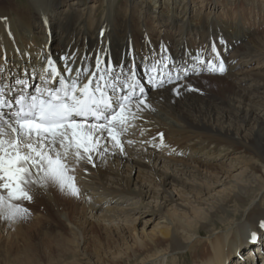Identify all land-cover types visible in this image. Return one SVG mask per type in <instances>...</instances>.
<instances>
[{
  "label": "bare ground",
  "instance_id": "6f19581e",
  "mask_svg": "<svg viewBox=\"0 0 264 264\" xmlns=\"http://www.w3.org/2000/svg\"><path fill=\"white\" fill-rule=\"evenodd\" d=\"M30 1L0 0V83L11 95L18 79L34 91L30 82L48 59L61 72L102 61L101 69L136 73L149 107L122 135L123 154L108 143L93 155L95 167L69 158L79 196L34 183L30 201L13 202L25 218L0 213V264H100L105 249H118L124 264L119 246L129 236L113 240L124 225L131 234L153 227L147 241L135 238L137 250L127 245L125 264H175L201 230L208 237L195 264H264V0ZM209 63H222L224 74ZM154 110L159 119L150 122ZM42 175L34 169L29 179ZM231 206L237 217L212 232ZM87 222L99 233L94 252L82 245Z\"/></svg>",
  "mask_w": 264,
  "mask_h": 264
},
{
  "label": "snow or ice",
  "instance_id": "6c2138e0",
  "mask_svg": "<svg viewBox=\"0 0 264 264\" xmlns=\"http://www.w3.org/2000/svg\"><path fill=\"white\" fill-rule=\"evenodd\" d=\"M102 63L93 70H74L66 64L61 72L48 59L43 75L37 74L40 85L26 92L30 86L18 79L15 83L21 87L15 96L12 88L0 83V190L7 193L0 195V213L4 219L26 217L28 210L12 201H30L26 190L30 184L45 189L53 185L79 196L75 177L68 174L74 171L67 163L70 157L77 164L95 167L93 155L107 153L108 143L123 154L122 135L149 105L136 73L101 69ZM208 70L225 71L222 63H209ZM167 82H173L171 77ZM34 169L43 173L38 181L29 179Z\"/></svg>",
  "mask_w": 264,
  "mask_h": 264
},
{
  "label": "rangeland",
  "instance_id": "374dc122",
  "mask_svg": "<svg viewBox=\"0 0 264 264\" xmlns=\"http://www.w3.org/2000/svg\"><path fill=\"white\" fill-rule=\"evenodd\" d=\"M6 1V3H5V5L7 6V5H9V4H11V7H12V5H14V2H15V4L18 6V7H25V6H33V4H31L32 2L30 1V0H5ZM14 1V2H13ZM121 0H118V3L120 2ZM31 2V3H30ZM34 10H35V7H34ZM101 10H103V8L102 9H100L99 11H101ZM108 10V8H104V10L102 11V12H105V11H107ZM98 11V12H99ZM97 12V13H98ZM96 13V14H97ZM100 16L102 15V13H100L99 14ZM85 18V15L84 14H80V16H79V19L80 20H83ZM261 33H264V30H262V31H260V34ZM49 42H51V41H49ZM47 46H48V44H47ZM35 55H38L36 52L34 53ZM21 65L18 67V70H19V72H13L14 74H15V76H17V75H19V74H21L22 73V71L25 69V66H24V63H20ZM25 64H27L26 62H25ZM141 66H142V64H141ZM263 68H264V65H263ZM263 68L261 69V70H263ZM139 69H141V68H139ZM20 70H21V72H20ZM40 73V71L38 70H36V72H35V75H36V77L33 79V81H32V87L34 88V90H35V88L37 87V81L39 80V79H37V74H39ZM217 74H219V75H223L224 73H221V72H218ZM206 86H208V85H206ZM214 87V86H213ZM209 88V89H208ZM208 90L210 91L211 90V88H210V86H208ZM215 89H216V87H214ZM206 89V90H207ZM259 91H264L262 88H260V89H258ZM211 92L212 93H214V94H216V92L215 91H213V90H211ZM254 93L256 92V89H254V91H253ZM248 95H249V93H247ZM155 113H156V110H154V119H150V122H153V121H158V117H157V115H155ZM158 115L159 114H161V112H159L158 111V113H157ZM164 115V114H163ZM150 118V117H149ZM137 127V126H136ZM137 128H139V125H138V127ZM242 159V158H241ZM69 175H72L71 173H68ZM28 186V189H31L30 188V186L29 185H27ZM0 191H2V190H0ZM0 193H2V192H0ZM59 194V193H58ZM61 201H62V203H67V202H65L63 199H61ZM12 202H15V201H12ZM80 206H82V204L80 205ZM70 210V209H69ZM80 210H82V208L80 209ZM79 210V211H80ZM237 213H238V209L237 208H235L234 206H231L230 207V209H229V211H228V213L225 215V216H223V217H221V219L218 221V222H216V223H211L210 224V228H212V232H216V231H219L221 228H223V229H227V227L230 225V223H231V220L233 219V218H236L237 217ZM82 214H84V213H79V214H77V216H81V217H83V215ZM224 218H226V219H224ZM67 224H68V221H67ZM228 224V225H227ZM85 233H84V238L82 239V245L84 246V247H86L87 248V246H90L91 247V249H92V247H93V249L98 245V239H100L99 238V233L97 232V228H96V226L95 225H93V223H91V222H87V223H85ZM130 227V229H131V231H132V228H133V226L132 225H124L123 227H122V229H123V232H122V234H120L119 232H117L116 234H119V235H117V236H115V238L113 239L114 241H116L117 242V244L119 245V243H120V241L121 240H119V238L121 237V236H124V233L126 232V235L127 236H129L128 238H129V243H122L121 244V246H119L121 249H123V257H122V261H123V259H125L124 260V262L126 263V260L129 258L127 255H128V253H129V250L128 249H126L127 248V245H129V246H132L131 247V249H135V250H137V244L135 243V238H139V239H141V240H143V239H145V240H143V241H147V234H150L151 235V233L153 232V227L152 226H149L148 228H147V230H146V232H142L141 231V225H140V227H138V229L136 230V231H138V232H136V231H134L133 232V234H131V232L130 231H125L127 228H129ZM112 230V229H111ZM201 231H203V234H200V235H198V240H196V242H195V244L194 245H192L191 247V249H189V252H183V254L180 256V257H178L176 260H175V264H195L193 261H195V256L197 255V254H199L198 252L196 253L195 252V250H201L202 248H203V246H204V242H205V240H206V238L208 237V235L206 234L208 231H206V230H201ZM206 231V232H205ZM101 232L103 233V235H102V238L103 237H105V236H108L109 237V239H110V241H111V236L109 235V232H110V229H108V230H106L105 228H102V230H101ZM211 232V233H212ZM139 233H140V235H139ZM136 234V235H135ZM146 234V235H145ZM132 235H133V237H132ZM149 235V236H150ZM6 236H7V233L6 232H4L3 231V238L4 239H6ZM141 236V237H140ZM143 237V238H142ZM123 237H121V239H122ZM4 239H2V242L4 241ZM95 242V243H94ZM4 243V242H3ZM90 243V245H88ZM135 245H133V244ZM209 248H211V246L209 247ZM92 249V251L94 252V250ZM112 249H114V248H112ZM121 249H119V251H121ZM204 249V248H203ZM110 251H108V249H105V250H103L105 253H103L102 254V256H101V261H99L97 258H95L94 260H93V263H94V261H96V262H100V264H119L118 263V261H116V259H115V256L117 255V254H115L116 253V251H118V249L117 250H111V249H109ZM128 250V251H127ZM113 252V253H112ZM186 253H191V258H190V256H189V254H186ZM186 254V255H185ZM106 255V256H105ZM131 256V255H130ZM131 260V259H130ZM129 261V260H128ZM224 261L225 262H228V260L226 261V259H224ZM104 262V263H103ZM124 263V264H125ZM134 263V262H133ZM169 263V262H168ZM122 264V263H121ZM170 264V263H169Z\"/></svg>",
  "mask_w": 264,
  "mask_h": 264
}]
</instances>
